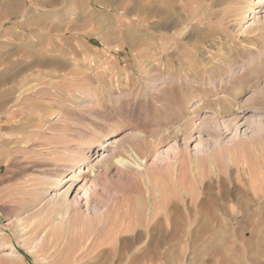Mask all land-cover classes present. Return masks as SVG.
I'll return each instance as SVG.
<instances>
[{
  "label": "rangeland",
  "instance_id": "rangeland-1",
  "mask_svg": "<svg viewBox=\"0 0 264 264\" xmlns=\"http://www.w3.org/2000/svg\"><path fill=\"white\" fill-rule=\"evenodd\" d=\"M0 163V264H264V0H0Z\"/></svg>",
  "mask_w": 264,
  "mask_h": 264
},
{
  "label": "bare ground",
  "instance_id": "bare-ground-1",
  "mask_svg": "<svg viewBox=\"0 0 264 264\" xmlns=\"http://www.w3.org/2000/svg\"><path fill=\"white\" fill-rule=\"evenodd\" d=\"M155 4V3H154ZM103 5V4H102ZM156 10H158V9H156ZM150 11V10H149ZM154 12V11H153ZM151 13V12H150ZM157 13V12H156ZM79 26V25H78ZM186 34V33H185ZM184 35V34H183ZM184 37V36H183ZM185 40V39H184ZM202 55V54H201ZM183 60V59H182ZM188 63V62H187ZM179 66V65H178ZM8 118V117H7ZM8 119H10V118H8ZM7 119V120H8ZM5 123H7L6 121H5ZM191 131V130H190ZM191 133H187L186 135H185V138L186 139H191V135H190ZM100 147H103L102 145L100 146ZM86 150L88 149V146L85 148ZM134 153H135V151H134ZM97 155H98V158L100 157V159H99V161H102V159H103V156H102V154H100V152L99 153H97ZM100 155V156H99ZM135 157V156H134ZM137 157H138V155H137ZM131 159L133 158V157H130ZM140 159V158H139ZM141 161V160H140ZM139 161V162H140ZM118 163H120L122 166H124V167H127L129 164H130V162L128 161V160H123V159H121V160H118L117 161ZM133 162H135V160H133ZM2 163V162H1ZM0 163V164H1ZM141 163H143V161L141 162ZM6 164V163H5ZM60 178V177H59ZM59 178H57V177H55L54 178V180H53V183H55V184H53L52 185V187H54V188H52V187H48V188H45V190H44V193L45 192H48L51 188L52 189H55V187H56V185L59 183ZM70 179V178H69ZM68 179V180H69ZM62 181V180H61ZM69 187H70V185H69ZM69 189V188H68ZM226 198V197H225ZM55 201V200H54ZM60 202L59 203H56V208H55V210H57V211H67L68 210V206H69V204L67 203V201H66V199H65V195H63V196H61V198H60V200H59ZM28 209V208H27ZM26 209V210H27ZM77 209V208H76ZM73 211V210H72ZM68 213V212H67ZM75 213V212H74ZM77 213V212H76ZM69 216V215H68ZM70 217V216H69ZM68 217V218H69ZM129 256V255H128ZM134 256V255H133ZM125 257H127V256H125ZM131 257V256H130ZM128 258V257H127ZM126 258V259H127ZM131 260V259H130Z\"/></svg>",
  "mask_w": 264,
  "mask_h": 264
}]
</instances>
